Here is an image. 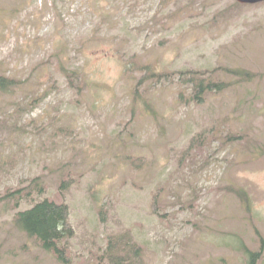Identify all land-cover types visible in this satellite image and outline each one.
Listing matches in <instances>:
<instances>
[{
  "label": "rangeland",
  "instance_id": "374dc122",
  "mask_svg": "<svg viewBox=\"0 0 264 264\" xmlns=\"http://www.w3.org/2000/svg\"><path fill=\"white\" fill-rule=\"evenodd\" d=\"M0 76V264H264V1L0 0Z\"/></svg>",
  "mask_w": 264,
  "mask_h": 264
},
{
  "label": "trees",
  "instance_id": "16d2710c",
  "mask_svg": "<svg viewBox=\"0 0 264 264\" xmlns=\"http://www.w3.org/2000/svg\"><path fill=\"white\" fill-rule=\"evenodd\" d=\"M157 75L159 76V74ZM191 81L194 84L193 100L196 102L203 101L204 92L210 90L217 91L224 87V83L212 80L205 82L203 79L198 80L197 78H193ZM12 85L13 81L11 79L0 76L1 90L7 91ZM38 181H40L39 178L32 182L34 183V190L37 193H43L44 188ZM20 191L22 190L10 192L6 197L19 200L23 197V195H19ZM32 193L33 190L28 189L25 195L29 196ZM237 194L241 197L242 191H238ZM68 215L69 210L66 203L45 197L36 201L30 207L17 211L13 216V223L17 229L24 232L27 236L36 239L44 250L53 252L59 260L64 261L65 256H63V251L65 247H62L61 244L65 239L73 236V229L68 223ZM248 255V263L254 264L258 254L250 251ZM114 261H117V258Z\"/></svg>",
  "mask_w": 264,
  "mask_h": 264
},
{
  "label": "water",
  "instance_id": "95a60500",
  "mask_svg": "<svg viewBox=\"0 0 264 264\" xmlns=\"http://www.w3.org/2000/svg\"><path fill=\"white\" fill-rule=\"evenodd\" d=\"M236 1L241 4H256V3L263 2L264 0H236Z\"/></svg>",
  "mask_w": 264,
  "mask_h": 264
}]
</instances>
